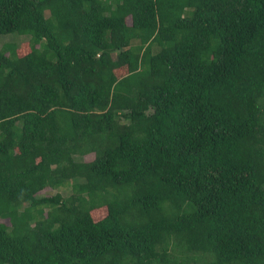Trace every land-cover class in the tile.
<instances>
[{"label":"trees","instance_id":"trees-1","mask_svg":"<svg viewBox=\"0 0 264 264\" xmlns=\"http://www.w3.org/2000/svg\"><path fill=\"white\" fill-rule=\"evenodd\" d=\"M9 32L0 264H264V0H0Z\"/></svg>","mask_w":264,"mask_h":264},{"label":"rangeland","instance_id":"rangeland-1","mask_svg":"<svg viewBox=\"0 0 264 264\" xmlns=\"http://www.w3.org/2000/svg\"><path fill=\"white\" fill-rule=\"evenodd\" d=\"M25 39H27V35L25 34H19V33H15V32H9V33H6V34H0V44L4 43V42H12V43H19V45L16 47L17 48V52L19 54L23 53L24 51H27L28 48H27V45L25 44ZM91 155L88 154V155H85L84 156V159L87 160V159H90ZM58 191L61 193V194H66L69 189L68 187H64V188H59ZM55 192L54 189H49V188H45L43 190H41L39 192V194H53Z\"/></svg>","mask_w":264,"mask_h":264}]
</instances>
